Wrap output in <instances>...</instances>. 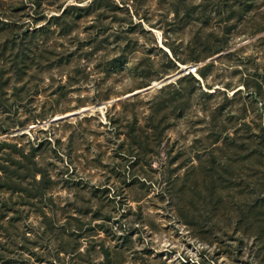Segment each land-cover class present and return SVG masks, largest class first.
Segmentation results:
<instances>
[{"label": "rangeland", "instance_id": "1", "mask_svg": "<svg viewBox=\"0 0 264 264\" xmlns=\"http://www.w3.org/2000/svg\"><path fill=\"white\" fill-rule=\"evenodd\" d=\"M0 264H264V0H0Z\"/></svg>", "mask_w": 264, "mask_h": 264}, {"label": "built area", "instance_id": "2", "mask_svg": "<svg viewBox=\"0 0 264 264\" xmlns=\"http://www.w3.org/2000/svg\"><path fill=\"white\" fill-rule=\"evenodd\" d=\"M193 68H195V69L197 70V69H198V66H197V65H193V64H191V65H186V67L184 68V71H185L186 73H191L190 70H192ZM195 69L193 70L194 73H195Z\"/></svg>", "mask_w": 264, "mask_h": 264}, {"label": "bare ground", "instance_id": "3", "mask_svg": "<svg viewBox=\"0 0 264 264\" xmlns=\"http://www.w3.org/2000/svg\"><path fill=\"white\" fill-rule=\"evenodd\" d=\"M182 67H183V69H184V68L186 67V65L183 64ZM194 69H195V68H193V69L190 70V71L193 72ZM196 71H197V70L195 69V73H196ZM168 76H169V75H168ZM160 82H161V80H159V79L157 80V79H156V80L153 81V84H159Z\"/></svg>", "mask_w": 264, "mask_h": 264}, {"label": "water", "instance_id": "4", "mask_svg": "<svg viewBox=\"0 0 264 264\" xmlns=\"http://www.w3.org/2000/svg\"><path fill=\"white\" fill-rule=\"evenodd\" d=\"M171 78H172V77L167 78V79H162L161 82L159 83V85L162 84V83H164V82H166V81H168V80H170ZM153 86H154V84L149 85V86H147L145 89L147 90V89H149V88H152Z\"/></svg>", "mask_w": 264, "mask_h": 264}, {"label": "trees", "instance_id": "5", "mask_svg": "<svg viewBox=\"0 0 264 264\" xmlns=\"http://www.w3.org/2000/svg\"><path fill=\"white\" fill-rule=\"evenodd\" d=\"M204 75V74H203Z\"/></svg>", "mask_w": 264, "mask_h": 264}]
</instances>
